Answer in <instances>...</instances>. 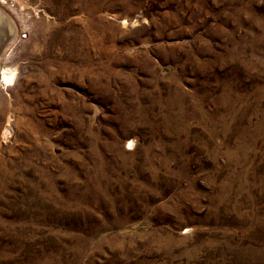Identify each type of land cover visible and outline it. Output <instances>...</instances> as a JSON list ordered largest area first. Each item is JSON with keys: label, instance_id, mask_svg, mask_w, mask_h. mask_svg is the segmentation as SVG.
<instances>
[{"label": "rangeland", "instance_id": "1", "mask_svg": "<svg viewBox=\"0 0 264 264\" xmlns=\"http://www.w3.org/2000/svg\"><path fill=\"white\" fill-rule=\"evenodd\" d=\"M0 13V264H264V0Z\"/></svg>", "mask_w": 264, "mask_h": 264}, {"label": "bare ground", "instance_id": "2", "mask_svg": "<svg viewBox=\"0 0 264 264\" xmlns=\"http://www.w3.org/2000/svg\"><path fill=\"white\" fill-rule=\"evenodd\" d=\"M1 14V13H0ZM8 19V18H7ZM9 20V19H8ZM10 21V20H9ZM7 23V24H6ZM6 24V25H5ZM9 32L11 34H13L11 36V38L9 39L7 36L9 35ZM15 36V28L13 26V24H10L8 21H4L0 19V55H2L3 50H4V46L7 45V43L9 44L11 39ZM9 40V41H8ZM6 41V42H5ZM4 42V43H3ZM5 44V45H4ZM4 47V48H3ZM2 78L5 81L10 80V77L12 74V70H2L1 72ZM8 118V117H7ZM27 122V121H26ZM5 128V127H4ZM7 129H4L3 132L1 133L3 137H5L4 135L7 134ZM1 137V138H3ZM6 138V137H5ZM130 145V144H129Z\"/></svg>", "mask_w": 264, "mask_h": 264}, {"label": "water", "instance_id": "3", "mask_svg": "<svg viewBox=\"0 0 264 264\" xmlns=\"http://www.w3.org/2000/svg\"><path fill=\"white\" fill-rule=\"evenodd\" d=\"M13 34H11L10 32H9V35L7 36L9 39L11 38V36H12ZM9 41V40H8ZM6 42V41H5ZM4 43V42H3ZM5 45V44H4Z\"/></svg>", "mask_w": 264, "mask_h": 264}]
</instances>
